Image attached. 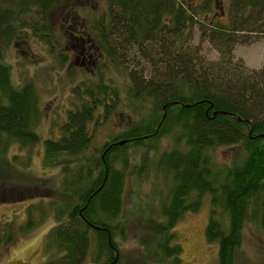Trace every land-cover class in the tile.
<instances>
[{
	"label": "trees",
	"instance_id": "obj_1",
	"mask_svg": "<svg viewBox=\"0 0 264 264\" xmlns=\"http://www.w3.org/2000/svg\"><path fill=\"white\" fill-rule=\"evenodd\" d=\"M8 2V11L0 10V36L7 47L31 38L51 53L59 35L50 25L52 13L80 17L79 11L87 12L82 19L90 36L86 46L93 48L84 50L106 56L128 78L127 97L148 100L154 110L150 119L142 115L101 150L86 154L95 125L118 109L119 100L114 88L109 95L105 86L85 82L77 88L60 135L43 140V165L60 171L54 193L63 200L52 201L55 224L47 233L49 257L43 264H84L91 236L94 264H182L174 226L185 212H196L206 194L205 235L218 243L217 264H237L245 224L255 222L264 232V67L249 69L233 52L264 35V0H229L228 24L210 16L212 0L197 6L184 0H92V8L84 0ZM195 22L201 42L216 49L218 60H206L197 47L187 46ZM40 117L34 84L14 86L9 66L0 61V204L27 200L38 191L29 188L51 185L31 172L28 152L7 156L13 144L38 143ZM164 131L174 138V147L155 161V175L168 183L129 209L126 182L136 166L127 146H140ZM219 146L237 150L227 167L213 161L212 150ZM144 158L138 174L147 171ZM44 214L43 206L31 205L24 222H0V249L29 233ZM129 235L138 249L130 260L120 248Z\"/></svg>",
	"mask_w": 264,
	"mask_h": 264
},
{
	"label": "rangeland",
	"instance_id": "obj_2",
	"mask_svg": "<svg viewBox=\"0 0 264 264\" xmlns=\"http://www.w3.org/2000/svg\"><path fill=\"white\" fill-rule=\"evenodd\" d=\"M184 1L194 4V6L203 2V0ZM212 2L213 9L209 13L210 16L214 15L216 20L220 17L222 23L228 24L229 0H219L217 5H214L215 0ZM84 3H86L84 6L93 7L92 0H84ZM9 5L10 2L4 0L0 5L1 12H7ZM219 9L222 11L217 14ZM79 14L80 17H75L72 13H65L61 10L52 13L50 25L59 34L54 53L50 52L45 43L31 38L27 43L11 44L10 47H7L6 42L0 36V61L9 66L12 84L20 87L25 82H32L39 95L41 110V117L36 127L40 137L38 143L32 147L24 148L13 144L7 152V156L8 158L15 154L24 156L25 152H28L30 155L28 164L31 172L51 183L45 188L33 187L32 190L29 188L27 191L29 193L30 191L36 192L35 189L38 190L32 198L0 204V222L11 218H15L17 222H24L31 205H41L45 209L44 216L39 219V222L29 233L17 237L8 247L0 249V264H43L49 257L47 233L55 224L53 207L55 204L52 201L54 199L55 203L63 202L54 193L59 189L62 175L57 167H44L43 140L47 137L60 135V126L66 119V112L71 108L74 101L73 96L78 93V87L82 88L85 82L98 89L105 86L104 90L108 92L107 95L112 94L111 92L114 91L111 88H114L117 89L119 100L118 109L104 121L101 119L103 123L95 125L91 145L86 154L94 152V150H101L105 142L117 137L127 126L130 127L131 124L138 123L142 115H146V120H148L150 114L154 112L150 101L142 102L127 97L130 94L128 78L124 72L116 69L106 56L101 53L97 54L95 49L93 52L84 50V47L89 50L93 47L86 46L90 43V36L86 33L85 23L82 21L84 17L88 16V13L79 11ZM203 15L204 13L200 14L201 17ZM198 30V23L195 22L187 46L194 50L197 47L206 60H218L219 54L216 49L207 40L201 42ZM59 53L65 56L63 61L59 58ZM233 53L234 57L242 59L249 69L257 70L264 67V35L253 44L237 45ZM84 55L86 58L83 57ZM98 66H100L99 75ZM138 108L139 114L135 112V109ZM99 111L104 114L103 109H99ZM133 112L135 114H132ZM173 141L174 138L170 136L169 132L164 131L156 139L142 141L143 144L140 146L135 144L127 146L126 150L131 156V164L136 167L133 175L130 174V177L127 178L126 207L129 206L131 209L132 204L137 200L142 199L144 202L147 196L156 195L166 187L168 182L155 175V161L165 151L172 150ZM236 152V149L219 146L212 150L213 161L218 166L227 167L233 161L232 158ZM144 157L147 158V171L144 174H138L137 166L142 159H145ZM209 210L210 196L206 194L196 212L187 211L176 222L174 243H179L182 248V264H217L218 243L208 241L205 235ZM128 238L129 240L120 248L130 260L138 255V249L132 235H129ZM94 246L95 238L91 236L89 255L84 264H94L92 257ZM236 263L264 264V232L255 222H247L243 228V239L237 253Z\"/></svg>",
	"mask_w": 264,
	"mask_h": 264
},
{
	"label": "water",
	"instance_id": "obj_3",
	"mask_svg": "<svg viewBox=\"0 0 264 264\" xmlns=\"http://www.w3.org/2000/svg\"><path fill=\"white\" fill-rule=\"evenodd\" d=\"M223 113V112H222ZM125 140H121L119 141V144H123Z\"/></svg>",
	"mask_w": 264,
	"mask_h": 264
},
{
	"label": "flooded vegetation",
	"instance_id": "obj_4",
	"mask_svg": "<svg viewBox=\"0 0 264 264\" xmlns=\"http://www.w3.org/2000/svg\"><path fill=\"white\" fill-rule=\"evenodd\" d=\"M219 1V0H218ZM218 1L217 0H215V2H214V5L216 4V3H218ZM217 5V4H216ZM219 7H221V6H219Z\"/></svg>",
	"mask_w": 264,
	"mask_h": 264
}]
</instances>
